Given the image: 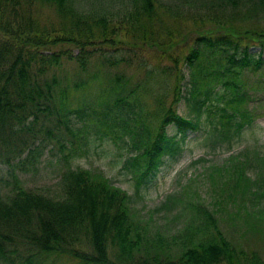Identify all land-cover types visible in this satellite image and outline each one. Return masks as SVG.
<instances>
[{
    "label": "trees",
    "instance_id": "16d2710c",
    "mask_svg": "<svg viewBox=\"0 0 264 264\" xmlns=\"http://www.w3.org/2000/svg\"><path fill=\"white\" fill-rule=\"evenodd\" d=\"M86 1L0 0V148L6 147L9 155L18 152L16 166L39 157L36 146L29 148L23 159L20 149L9 146L14 139L27 141L21 134L25 121L48 120L58 130L55 143L62 149L68 143L67 151H60L61 163L69 164L86 155L97 140L109 139L125 145L128 156L122 166L136 180V194L140 195L166 161H175L181 154L191 133L206 131L204 140L215 150L224 147L219 145L223 142L231 147L252 127L255 114L249 107L243 78L246 72L259 71L264 63L261 52L255 53L257 48L264 49V40L246 37V30L243 34L234 32L236 37L215 28L197 34L183 58L186 74L176 72L172 86L156 79L152 86L151 81H144L130 87V79L124 76L115 77L106 86H87L94 79L91 78L72 89L90 88L98 93L90 96L91 101L83 100L72 107L69 88L61 89L58 80L49 77L50 72L60 66L62 58L85 71L92 55L116 53L121 41L115 39L123 33L117 28L125 25L121 22L110 27L105 15L81 16L75 6ZM127 1L133 10L126 21L133 31L143 26L142 18L146 19L145 24H151L159 4L219 10L247 1H253L254 6L258 1L264 3ZM34 3L47 4L64 22L59 28H40L30 12L21 9ZM55 32L59 37L51 40ZM63 44L76 49L78 55L50 52ZM169 97L172 100L167 104ZM181 104L188 111L185 116L177 111ZM60 124L69 135L67 139H61ZM44 133L49 136L53 132L45 127ZM34 135L32 132V139ZM214 161L205 156L193 160L190 167L201 169L180 190L167 194L154 210L170 213L182 206L174 211L184 216L174 236L180 249L176 257L181 264H261L255 253L248 258L223 235L218 215L235 229L249 224L257 233L264 230V152L254 145L245 146L217 163ZM15 173H11L12 179ZM60 173L66 186L61 199L25 188L16 178L11 191L0 195V264H55L61 259L74 264H117L112 257L132 259L145 227L131 196L98 171L69 167ZM197 178L206 183L208 199L193 187ZM222 208L225 216H221ZM162 241L158 236V249L142 264H162L159 255L166 254ZM166 255L167 264H174Z\"/></svg>",
    "mask_w": 264,
    "mask_h": 264
},
{
    "label": "rangeland",
    "instance_id": "374dc122",
    "mask_svg": "<svg viewBox=\"0 0 264 264\" xmlns=\"http://www.w3.org/2000/svg\"><path fill=\"white\" fill-rule=\"evenodd\" d=\"M167 1L169 0H162L163 3ZM75 7L83 17L105 15L109 22L106 25L110 27L121 24V22L125 25L117 28L122 30L123 33L115 39L121 41L116 53L107 51L92 55L88 60L85 71L80 69L75 62L62 58L60 66L50 72L49 77H55L61 89L69 88V94L73 98L72 107H77L83 100L85 102L91 101L90 96L98 93L97 90H90V88L89 90L77 91L72 89V86L81 84L82 81H89L91 78L94 79L89 81L86 84L87 86L90 83L98 85L101 83L102 86H106L109 81L114 80L117 76L130 79V87L144 81H151L149 85L152 86L156 79L162 85L172 86L176 72L186 74L183 58L192 46L197 34L205 31L211 32L210 29L215 28L216 31H224L226 34L228 32L230 36H234L233 33L236 31L243 34L246 30L248 32L246 37L252 35L255 40L259 38L264 40V3H259V1L256 2L255 6L253 1H247L241 2L232 8L219 10L217 8L203 9L189 4L178 9L159 4L155 6L154 14L156 15L154 20L150 22L151 24H145L146 19L141 17L143 26L135 28L134 31L129 28L128 21H126L127 15L133 10L127 0H87ZM21 9L29 11L32 20L40 28L42 26L59 28L63 21L55 10L48 7L47 4L34 3L31 7L25 6ZM8 14L10 12L5 13L4 16ZM140 28L144 29L141 30ZM55 37H59L56 32L51 34L50 39L52 40ZM244 43H246L245 40ZM59 51H67V54H71L72 57L78 55V51L67 44L57 45L50 52L57 53ZM259 52H261L264 60V49L261 51L258 48L255 49V53L258 54ZM207 59L213 61L214 58ZM174 65L178 68L176 69ZM243 79L244 88L250 97L249 107L255 114L252 127L246 130L231 147L228 146L227 142H223L219 145L224 147L215 150L209 148L208 143L204 140L206 131L191 133L181 154L175 161H166L157 176L148 184V189L141 190L140 195L136 194V180L122 166L124 157L128 156V151L120 141L97 140L86 155L71 160L69 164L64 161L61 163L60 151H67L68 143L62 149L55 143V135H58L56 133L57 128L48 120L44 122L38 120L35 123L31 120L32 118L25 121V130H23V127L21 130L23 138H27V141L22 142V139H12L13 141L9 146L12 150H14L12 144L16 146V149H20L22 159L28 154L29 148L36 146L39 157L37 159L34 157L28 161L24 160L23 166L20 167L16 166L19 160L16 157L18 155L17 151L9 155V151L5 149L6 147L0 148V195L4 196L11 191L12 180L15 183L16 178L18 183L25 188L41 192L52 198L61 199L66 186L60 172H66L69 167L101 172L115 186L122 188L131 196L135 212L145 227V233L141 236L142 241H139V249L133 251V258L116 260L112 257V260L117 264H142L144 259L150 260L151 255L158 249V236H160L163 239L162 243L166 254L171 256L170 262L181 264L176 257L180 249H178V241L174 236L176 234L175 230L179 222L184 219V216H181V213L175 214L174 211H179L182 206L179 205L176 210L170 213H156L154 208L167 194L180 190L181 186L187 184L201 169L196 167L194 170V167H190L193 160L205 156L209 160L215 159L214 162L217 163L230 153L245 146L253 145L262 153L264 152V63L259 71L246 72ZM143 86L146 88L147 84L145 83ZM125 88H128V86ZM148 89L150 90L149 87ZM171 100L172 97H169L166 100L167 104ZM150 107L152 109V106ZM177 111L184 116L188 112L184 104H181ZM72 118L75 119V115ZM45 127L50 128L53 133L46 136L44 133ZM27 128L30 131H27ZM60 131L62 132L61 139L64 140L69 137L62 126ZM32 132L35 133L33 139L31 138ZM13 171L16 173L12 179L11 173ZM193 187L203 198L208 199L207 186L202 179L197 178ZM188 189L190 190V187L184 188L183 192L188 191ZM262 207L264 208V202ZM221 216H225L223 208ZM224 221L218 215V222L221 225L220 229L223 235L238 246L248 258L251 257L252 253H255L261 264H264V230L257 233L258 230L255 231L249 224L235 229V225L230 223L228 225ZM140 231L143 232V230ZM166 254L159 255V261H162V264H167ZM74 263L72 260L61 259L55 264Z\"/></svg>",
    "mask_w": 264,
    "mask_h": 264
}]
</instances>
